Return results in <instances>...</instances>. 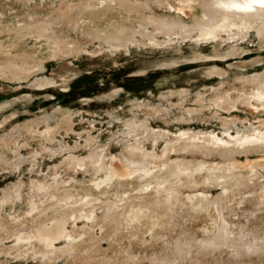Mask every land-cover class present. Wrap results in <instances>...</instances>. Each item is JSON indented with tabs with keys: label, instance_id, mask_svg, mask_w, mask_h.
Returning a JSON list of instances; mask_svg holds the SVG:
<instances>
[{
	"label": "rangeland",
	"instance_id": "374dc122",
	"mask_svg": "<svg viewBox=\"0 0 264 264\" xmlns=\"http://www.w3.org/2000/svg\"><path fill=\"white\" fill-rule=\"evenodd\" d=\"M83 1L0 0V264H264V256L234 258L226 247H190L195 237L219 233L218 200L247 234L238 238L232 225L239 241L228 244L239 251L264 246L260 190L226 198L202 172L197 184L179 189L178 202L158 191L157 179L126 167L129 148L141 142L155 155L152 172L170 178L168 166L178 158L223 160L217 153L211 159L200 151L167 150L182 130L222 137L232 119H238L229 125L234 135L259 128L263 108L241 104L227 111L213 101L241 94L244 85L250 92L247 79L264 76V25L210 39L198 32L167 38L150 26L146 32L161 44L139 33L128 43L150 13L118 5L91 10ZM173 5L153 10L194 22L191 10ZM117 35L123 47L110 43ZM15 65L35 69L19 78ZM159 130L171 133L156 143L149 134ZM101 150L103 167L90 161ZM111 166L121 177L96 187ZM58 227L61 234L51 241L48 231Z\"/></svg>",
	"mask_w": 264,
	"mask_h": 264
},
{
	"label": "bare ground",
	"instance_id": "6f19581e",
	"mask_svg": "<svg viewBox=\"0 0 264 264\" xmlns=\"http://www.w3.org/2000/svg\"><path fill=\"white\" fill-rule=\"evenodd\" d=\"M175 1H177L180 6V8L178 6L179 12L189 9L194 13L193 23H186L180 16V13L177 17L176 15L164 17L155 14L153 10L154 6L169 5L172 8H175V5H173V2ZM83 2L86 3L87 8L91 10H94L99 6L109 7L111 5H118L131 14L146 16L145 14L147 12L150 13L148 17H145L147 22L142 24L143 28L133 30V34L127 39L128 43L135 42V34L139 33L142 36L148 37L152 44H161L156 38V35L146 32L150 29V26L154 27L156 31L165 34L167 38H171L175 35L188 36L198 32L202 37L210 39L212 37H218L220 31H224L228 35H231L234 32V28H236L238 32H241L247 31L257 23L264 25V0H85ZM235 37H237V35H235ZM109 39L112 45L123 47V45L120 44V35L109 37ZM127 45L128 44L124 46ZM32 69L35 68L20 70L16 65L14 66L15 73L19 78L26 76V73ZM247 82H250L252 85L250 92L244 90L246 88V85H244V88L240 91L241 94L233 97L231 93H227L222 97H217L213 103H215L218 108L227 111H231V108L238 109L241 104H247L248 106L254 107L256 110H259L260 108L264 109V76L247 79ZM237 92H239V90ZM259 119V128L250 131H241L238 129L236 135L230 132L231 127L229 125H236L238 119H232L230 122L226 121L224 124L225 131L224 136L222 137L215 132L207 134L182 130L177 137L168 140L169 147L167 150L176 152L187 151L192 153L200 151L206 158L211 159L214 157V154L217 153L222 157V162L202 161L196 163L194 161H186V157H184V159L178 158L176 164L168 166V172L172 175V177L168 178L165 173L162 174L159 172V174H154L152 172L154 168L158 167L153 161L155 155L152 154V151V153H148L144 144L138 142L137 145L129 148V161L126 164L128 173L130 172L132 175H140L143 178L150 177L152 180L157 179L155 185L160 188L158 191L162 193L166 191L168 193L167 199L173 198L180 202L179 195L181 191L179 189L189 183L197 184V177L202 172H205L206 183L211 186L217 185L221 187L226 198L234 196L236 193H242L243 191H253L255 193L257 190H260L262 193L260 194V197H258V201L260 202V207L264 206V176H261V173L259 172V169H264V120L261 118ZM140 129L141 128L136 129L133 125L131 126V130H135V133H139ZM170 133L171 132L165 133L164 130H159L158 132H153L149 135H152L156 140V143H159L162 138H169ZM254 154L261 156L257 159H252L251 156ZM241 156H245L247 162L239 159ZM105 160L106 152L104 153V151L101 150L98 151L90 161L93 164H99L103 167ZM111 169L112 170H110L111 172L106 179L100 178L95 182L96 187L100 188L104 185L112 184L117 181V178L121 177L112 166ZM189 179L191 181H188ZM206 207L207 206H202L200 209L203 211L207 209ZM216 210L219 217V222L216 223L219 232L216 234L217 236L215 235L205 238L195 237L190 241V247L195 246L198 247V250L200 248L206 252L222 250L223 247L230 248V251H232L231 255L234 258L245 256L251 257L253 255L259 257L264 256V246L259 244L249 245L245 251H239L233 244L229 245L228 243L232 241H239L237 239L235 240L232 236L235 233H233L234 228H232L235 224H232V222L226 218L227 216L225 212L227 206L223 202L218 200L216 203ZM260 211H262L261 208ZM136 217L138 218L139 216L137 215ZM235 226L240 229L238 238L247 235L246 232L243 233L242 227L238 225ZM48 233L49 235H53L50 239L52 241L53 238L61 234V229L58 227L49 230ZM252 236H254L256 242H259L262 239H259L256 235ZM219 240L227 243L221 244L219 243ZM179 258L181 259V255ZM183 259L185 260V258ZM183 259L182 261H184ZM174 261V264H181L177 259Z\"/></svg>",
	"mask_w": 264,
	"mask_h": 264
}]
</instances>
